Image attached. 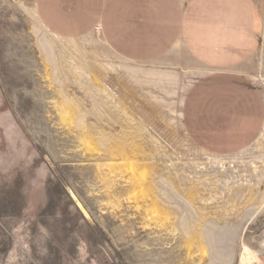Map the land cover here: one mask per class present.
I'll use <instances>...</instances> for the list:
<instances>
[{
    "label": "rangeland",
    "instance_id": "rangeland-1",
    "mask_svg": "<svg viewBox=\"0 0 264 264\" xmlns=\"http://www.w3.org/2000/svg\"><path fill=\"white\" fill-rule=\"evenodd\" d=\"M22 1L27 7H36L35 0ZM256 1L264 17V0ZM26 15L16 3L0 0V264H189L184 261V250L189 242L199 241L196 230L192 229L193 237L178 236L172 240L143 229L141 216L134 214L133 208H127L125 189L118 187L106 194L93 170L86 162L78 160L80 155L74 154L77 141L72 136H67L64 144L57 141L54 129L45 119L43 75L45 69L50 77V68L44 67L42 56L34 45ZM68 38L84 46L83 55L93 74L113 91L116 100L120 105L122 102L121 106L128 109L131 116L144 121L154 131L171 156L177 155L181 161L192 157L204 160L212 154L239 153L252 143L220 150L215 149L213 143H199L193 137L187 126L185 102L202 68L181 48H174L155 59L130 62L106 44L98 29L85 36ZM130 64L155 72L165 71L175 79L162 90L142 79L141 82L129 70ZM59 65L61 92L87 114L86 126L109 133L112 139L109 143L118 147L124 145L119 150L132 154L128 142L140 143L134 125L118 118L99 96L93 97V101L87 91L90 84L85 81L84 88L80 87L61 61ZM263 70L264 33L257 51L240 69L257 88L264 113ZM189 79L194 80L188 87ZM52 91V96L60 97ZM95 135V132L90 134L92 138H96ZM140 144L144 146L143 141ZM182 182L185 189L180 193L190 196L196 206L202 205L208 193H200ZM179 183L176 181L180 188ZM70 191L87 210L90 219L81 213ZM170 193L171 203L174 201L171 207L164 206L159 198L157 202L176 219L179 210L174 209L175 201H181L177 194ZM243 213L240 218L233 212L229 216L219 214L218 221L232 226L235 234L222 239L219 251L209 255L211 261L201 264H243L246 249L250 250L256 264H264V212ZM208 216L212 217L208 214L206 218H211ZM229 248L232 255L228 259Z\"/></svg>",
    "mask_w": 264,
    "mask_h": 264
},
{
    "label": "bare ground",
    "instance_id": "bare-ground-1",
    "mask_svg": "<svg viewBox=\"0 0 264 264\" xmlns=\"http://www.w3.org/2000/svg\"><path fill=\"white\" fill-rule=\"evenodd\" d=\"M10 1L16 3L27 14L28 21H30L29 32L34 37V45L42 56L44 67L49 66L50 68V77L47 76L45 69L43 75L44 90H46L43 93L46 99L45 119L54 129L57 141L64 144L67 136H72L77 141L74 154L80 155L78 160L86 162L88 168L93 170L97 179L104 186L106 194L118 187L125 189L127 208H133L134 214L141 216L143 229L150 233L157 232V235L160 234L172 240L178 236L193 237L192 229L196 230L199 241L185 243L187 245L184 250V261L189 264H201L205 260L211 261L209 255L219 251L222 239L230 238L235 234L236 230L232 226L222 223L221 220L218 221L219 214L229 216L233 212L236 218H240L243 212L250 214L264 212V122L259 134L249 147L239 153L212 154L206 156L204 160L192 157L181 161L173 152L176 156L172 154V157L170 153H167L168 150L164 149L162 141L154 131L144 121L131 116L130 111L128 112V109L121 106L122 102L120 105L116 100L113 91H110L101 79L93 74L84 58L83 45H79L74 38H66L51 32L41 21L36 7H27L22 0ZM176 46L179 47L180 43H177ZM60 61L80 87L84 88L85 81L90 84V86L87 85V91L93 101L95 97L99 96L102 102L105 101L116 112L118 118L125 123L134 125L140 136L137 141L140 143L143 141L144 146H141L140 143L136 144L134 141H126L132 154H125L119 150L124 145L118 147L109 143V140H112L109 133L94 126L91 128L86 126L87 114L85 115L77 107L74 100L64 96L61 92ZM128 61L131 62L129 59ZM128 67L132 74L140 80L162 90L175 79V76L173 77L165 71L155 72L144 69V66L143 68L131 64ZM192 82L193 80H187V86L189 87ZM52 90L56 91L60 97L52 96ZM41 99L43 98L41 97ZM181 102H183V97ZM172 112L175 114V111ZM79 131L80 133H78ZM91 131L95 132L96 138L90 136V134L92 135ZM148 147H151L152 150H148ZM160 166L161 168H159ZM160 169L164 171H160ZM176 181L180 182V188L177 187ZM182 181L194 187L195 190H199L200 193H202L201 191L208 193L204 203L201 202L202 205L196 206L190 196L180 193V190L185 189L182 187ZM170 192L177 194L181 201V203L175 201L174 209L179 210L176 219L171 217L162 205H159L160 202H157L159 198L164 206L171 207L174 201L171 203ZM192 194L191 196L194 198ZM70 196L81 213L90 219L89 213L72 191H70ZM116 207L118 208L119 205ZM208 214L212 217L206 218ZM225 246L227 247V245ZM249 251L246 249L244 253V256L247 257L242 256L243 264H256ZM231 255L232 252L229 248L226 256L229 259Z\"/></svg>",
    "mask_w": 264,
    "mask_h": 264
},
{
    "label": "crops",
    "instance_id": "crops-1",
    "mask_svg": "<svg viewBox=\"0 0 264 264\" xmlns=\"http://www.w3.org/2000/svg\"><path fill=\"white\" fill-rule=\"evenodd\" d=\"M35 3L41 21L54 34L79 37L98 29L106 44L127 60L147 61L181 48L202 68L185 102L188 129L199 143L229 150L259 134L264 122L259 92L240 72L263 35L264 18L256 0Z\"/></svg>",
    "mask_w": 264,
    "mask_h": 264
}]
</instances>
